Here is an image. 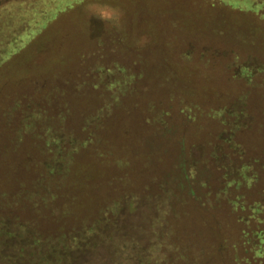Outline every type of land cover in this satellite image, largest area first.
<instances>
[{
	"label": "rangeland",
	"instance_id": "obj_1",
	"mask_svg": "<svg viewBox=\"0 0 264 264\" xmlns=\"http://www.w3.org/2000/svg\"><path fill=\"white\" fill-rule=\"evenodd\" d=\"M8 1L15 2L0 0V22L7 20L0 27L17 37L14 11L2 12ZM88 3L120 8V27L89 15ZM9 36L0 39V185H9V175L19 169L34 174L27 156L44 143L48 125L61 149L73 137L102 138L96 155L88 147L76 154L70 181L84 185L77 188L80 200L68 203L79 213L74 217L101 221L80 248L65 254V264H113L110 246L117 240L157 247L160 199L170 190L165 174L183 157L192 172L205 163L212 183L252 179L244 147L251 152L254 144L242 138L259 135L256 125L264 123V6L247 10L234 0H84L61 11L16 51L8 46ZM175 121L177 128L168 131ZM146 134H156L154 146L146 145ZM125 164L133 165L118 169ZM239 190L241 204L258 197L246 199L249 188ZM217 191L208 188L207 198ZM191 197L194 203L206 201ZM182 202L175 203L178 209H186ZM108 203L114 204L107 213H114L113 220L97 210ZM17 219L6 218L13 235L1 249L0 264H26L16 257L15 245L30 240Z\"/></svg>",
	"mask_w": 264,
	"mask_h": 264
},
{
	"label": "trees",
	"instance_id": "obj_2",
	"mask_svg": "<svg viewBox=\"0 0 264 264\" xmlns=\"http://www.w3.org/2000/svg\"><path fill=\"white\" fill-rule=\"evenodd\" d=\"M9 2L3 3L2 12L14 11L19 25V36L10 37L12 33L3 34L2 31L8 32L10 28L0 27V39L9 36L6 38L9 41L8 46L10 50L16 51L61 11L80 0ZM234 2L247 10L264 6V0ZM14 4L16 7H13ZM1 23H7V20ZM2 62L3 58L0 57V64ZM119 79H116V83H119ZM190 109L187 107L184 110L185 121L190 116ZM170 125L168 131L173 127L177 128L178 123L175 121ZM256 126L261 127L259 135L252 134L242 138L244 143L246 141L248 144H254L251 152L244 147V157L250 155L246 159L252 176L249 183L242 179L223 185L212 183V172L205 163L198 162L192 172L191 163L185 162L184 157L177 160L178 164L165 174L164 183L170 190L165 199H160L162 211L157 232V247L146 249L136 241H113L110 246L113 264H264V123L259 122ZM52 128V125H48L42 137L44 143L36 144V153L27 156V162L35 168L34 174L21 172L19 169L16 174L9 175V185H0V252L13 235L7 228L6 218L17 216L16 222L21 224V229L30 242L15 245L16 257L26 264H65V254L80 248L81 243L94 231L97 222L101 221V217L97 220V217H74V213H79L68 203L80 200L77 188L84 185L83 180L70 181L76 154L88 147L96 155L97 142L102 138H97L93 133L86 138L73 137L65 140L61 149L59 144L54 145L58 138L53 135ZM69 137L68 134L67 138ZM154 137L158 139L156 134H146V145L154 146ZM168 156L172 157V154ZM120 158L125 163L128 159L123 155ZM50 163L60 165V170L58 167L50 168ZM133 164L120 165L118 169L126 172V167L131 168ZM201 181L207 184L205 189L201 187ZM240 187L249 188V192L244 193L246 199L254 193L257 194V199L246 200L245 204H241L240 193H236L240 191ZM208 188H218L216 193L220 192L218 196L213 197L214 201L210 196L207 198ZM184 189L188 193L184 192ZM192 195L206 197V201L203 200V204L194 203ZM62 197L67 200L62 201ZM180 200L183 201V206L186 205V209L176 207L175 203ZM113 207V203H108L104 208L99 207V216L103 214V217L113 220L114 213L107 214ZM245 216L248 218L244 219ZM26 228H32V232Z\"/></svg>",
	"mask_w": 264,
	"mask_h": 264
},
{
	"label": "clouds",
	"instance_id": "obj_3",
	"mask_svg": "<svg viewBox=\"0 0 264 264\" xmlns=\"http://www.w3.org/2000/svg\"><path fill=\"white\" fill-rule=\"evenodd\" d=\"M80 3H84V0H80ZM85 7L89 15H95L104 23H110L116 28L120 27L121 18L123 16V12L120 8L102 3H88Z\"/></svg>",
	"mask_w": 264,
	"mask_h": 264
}]
</instances>
